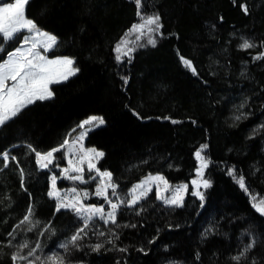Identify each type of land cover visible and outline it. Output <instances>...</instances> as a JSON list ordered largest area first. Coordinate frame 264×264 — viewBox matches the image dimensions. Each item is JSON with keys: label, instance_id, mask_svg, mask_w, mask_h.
<instances>
[{"label": "trees", "instance_id": "1", "mask_svg": "<svg viewBox=\"0 0 264 264\" xmlns=\"http://www.w3.org/2000/svg\"><path fill=\"white\" fill-rule=\"evenodd\" d=\"M143 3L146 12L160 14L163 36L156 38L155 47L141 41L144 46L132 53L130 63L124 58L117 64L113 49L137 22L133 0H29L27 17L58 38L48 56L73 58L79 71L51 85L52 98L35 101L0 128V152L8 150L17 157L8 168L0 159V264H12L17 244L27 241L34 247L38 240V255H65L71 264H234L231 256L248 241L242 233L249 230L259 239L249 260L241 264H251V257L264 264V217L252 207L250 194L227 174L234 167L257 202L264 199V59H253L264 52V0ZM241 3L248 6V15ZM245 39L255 47L241 50ZM180 55L193 62L197 75L182 65ZM121 76L128 78L127 85ZM91 115L102 116L106 123L89 132L84 145L104 153L97 168L112 173L125 197L135 183L152 174L172 185L187 183L189 190L182 208L165 207L151 193L137 206L144 208L141 215L120 209L119 227L105 228L96 220L105 236L89 233L80 251L65 253L59 245L80 224L72 212L56 211L55 200L47 196L48 177L54 173L40 170L27 146L42 152L57 147ZM201 144L208 145L206 155L212 161L205 169L211 187L200 189L206 197L203 207L190 195L197 165L194 152ZM21 168L26 190L21 188ZM68 186L57 181L58 188ZM95 186H75L89 193L86 204L103 203L92 195ZM29 204L39 225L32 231L28 224L16 228ZM14 228L16 239L5 246ZM109 229L119 235L116 248L106 243ZM153 239L155 243H149ZM100 242L104 248L93 252L90 245Z\"/></svg>", "mask_w": 264, "mask_h": 264}, {"label": "snow or ice", "instance_id": "2", "mask_svg": "<svg viewBox=\"0 0 264 264\" xmlns=\"http://www.w3.org/2000/svg\"><path fill=\"white\" fill-rule=\"evenodd\" d=\"M133 2L136 6L137 22L133 23L120 37L119 42L113 49L116 53L115 60L117 64L124 63V58L130 63L132 53L136 51L137 47L144 46L141 41L146 39L147 45L155 47L157 44L156 38L163 36L160 14L158 12H146L143 0H133ZM28 3L29 0H14V2L13 0H0V53L4 54V58L0 59V128L17 117L35 101L52 98L53 92L49 86L53 83L66 81L79 71L78 68L74 67L75 61L73 58L64 56L48 59L45 54L57 45L58 38L54 34L43 31L33 19L27 17L26 6ZM239 6L245 15L249 14L246 4L241 3ZM17 41H19V46L15 47L14 50L8 51L6 46ZM239 47L241 50H248L255 47V45L245 39ZM41 48L45 54L39 51ZM253 59H264V52L259 53ZM180 61L194 76L198 74L190 59L180 55ZM121 79L125 85L128 84L126 76H121ZM9 81H12V83L9 84ZM241 107H244V105L242 104ZM133 115L137 116L138 119H143L135 111H133ZM157 119L160 118L157 117ZM163 119L167 120L170 118L163 117ZM236 119H241V116H236ZM105 123L106 121L102 116L91 115L77 125L80 132L74 139H71V143L70 138L72 133L77 131L76 128L68 133L59 146L50 150L42 152L31 145L27 146L29 152L34 153L36 164L42 171L48 170L49 166L54 165L56 160L55 153L61 150H64V156L68 159L69 167L61 169L60 177L57 175L48 177L50 183L47 191L48 198L56 201V211L59 212L61 209H65L72 212L80 224L74 233L59 245V248L63 249L65 253H70L71 249L80 251V242L85 240L89 233L98 237L105 236V232L101 231L99 226L95 224L96 220L101 221L105 228L109 225L119 227L117 217L123 207L135 210L137 216L141 215L144 208H137V206L141 204V201L149 199V193L153 191V185H155L156 199L161 201L165 207L182 208L185 206V195L188 193L189 184L172 185L164 176L159 174L149 175L139 183L134 184L128 190L127 197L118 191L119 185L114 181L112 173L100 171L96 168V162L104 156V153L95 148H85L83 145V139L88 133L103 126ZM171 123L177 124L179 121L171 120ZM261 127L264 128V125H261ZM207 148V144H201L194 152L197 165L195 167V178L190 181V195L201 201V207H203L206 197L205 192L200 189L206 190L211 187V181L205 178V169L212 163L206 155ZM77 150L82 155L79 157L78 164L74 165L71 157L76 155ZM0 159H2L3 168H8L10 161H17V157L8 150L0 152ZM85 160L88 161V171H95L97 176L100 177L93 193L98 199L104 201V204L99 206L85 203L89 199L87 191L78 190L75 186L66 190H61L57 187L59 178L70 180L74 185L77 182L80 184L88 183L81 166ZM17 167H20L18 163ZM72 173H75V175ZM227 174L233 178L241 190L250 194L252 207L264 217V199H260L257 202V197L251 194L245 177L242 174H238L234 167L228 168ZM91 179H95V177ZM20 182L21 188L26 190L25 171L23 168L20 169ZM160 183H163V189H161ZM162 193H168V195H162ZM105 205H107V210ZM33 217L34 208L32 204H29L27 214L24 215L20 224L16 225V228L28 224L30 227L27 230L32 231V227L39 225V221L34 220ZM123 227L135 228L136 225L125 224ZM16 228L8 233L11 240L5 246H12V240L16 239L14 235ZM208 231L206 230L202 233V238L207 237ZM109 232L110 235L106 243L116 248L115 240L119 239V235L111 229H109ZM40 235H44V232H41ZM242 236H249L250 238L238 250L236 255L231 256L234 264H241V261L249 260V254L255 248L259 239L250 230L242 233ZM149 243H155V239L150 240ZM16 247L18 250L10 256L12 264H71V261L65 255L57 253L44 257L38 255L37 253L42 251V245L39 240L34 247H31L27 241L17 244ZM90 247L93 252H99L104 248V242L91 244ZM25 249H27L26 252ZM117 250L126 252L127 248H118ZM138 250L142 251L143 249ZM196 256L199 258L200 253L197 252ZM117 264H119V261ZM169 264H175V262L170 261ZM251 264H258L255 257H251Z\"/></svg>", "mask_w": 264, "mask_h": 264}, {"label": "rangeland", "instance_id": "3", "mask_svg": "<svg viewBox=\"0 0 264 264\" xmlns=\"http://www.w3.org/2000/svg\"><path fill=\"white\" fill-rule=\"evenodd\" d=\"M13 2H14V0H13ZM133 39H134V37H133ZM145 40H146V39H145ZM145 42H146V41H145ZM18 46H19V45H18ZM39 51H40L42 54H45V53H43V49H42V48L39 49ZM48 53H49V52H48ZM48 53L45 54V55H47L48 59H56V58H58V57H53V58H51V57L48 56ZM72 76H74V75H72ZM72 76H70L69 78H71ZM69 78H68V79H69ZM61 82H64V81H61ZM61 82H59V83H61ZM8 83L11 84L12 81H9ZM53 84H56V83H53ZM53 84H51V85H53ZM51 85H50L49 87H51ZM76 129H77V131L74 132V133L72 134V137L70 138V143H71V139H74L75 136H77V135L79 134V132H80V129H78L77 127H76ZM85 138H86V137H85ZM85 138L83 139V145H84ZM84 147H85V145H84ZM85 148H86V147H85ZM58 153H59V155H56V153H55L56 160H55L54 165L49 166V169L54 173V174H51L50 176L57 174V176L60 177V175H61V169H62V168H67V167H69V165H68V159L65 158V156H64V150H61V151L58 152ZM81 155H82V153H79V151L77 150L76 155L73 156V157H71L72 160H73V164H74V165H75V164H78V162H79V157H80ZM62 161H63V163H64V166H60V163H61ZM81 166L83 167V170H84L83 174H84L85 179L88 180V183L80 184V183L77 182V183L75 184V186H77V185H79V186H84V185H88V184H91V183H92V184L95 183V185H96L97 182L99 181L100 177L97 176V174H96L95 171H93V172H89V171H88V161L85 160ZM96 168H97V162H96ZM50 170H49V171H50ZM72 174L75 175V173H72ZM152 175H157V174H152ZM148 176H149V175H148ZM92 177H95V179H91ZM146 177H147V176H146ZM143 179H144V178H143ZM143 179H142V180H143ZM58 180H63V181H66L68 184H70V186H68V187H65V188H59V189H61V190L70 189V188H72L73 185H74L72 181L67 180V179L59 178ZM58 180H57V181H58ZM139 182H140V181H139ZM139 182H137V183H139ZM49 183H50V181H49ZM137 183H135V184H137ZM160 187H161V189H163V187H164L163 183H160ZM95 188H96V186L94 187V191H95ZM109 191H110V190H109ZM151 193H154V194H155V185H153V191H152ZM151 193H149V195H150ZM92 195L95 196L94 194H92ZM162 195H168V193H162ZM155 197H156V196H155ZM102 201H103V200H102ZM55 202H56V201H55ZM159 202H161V201H159ZM102 204H104V201H103ZM161 204H163V203L161 202ZM163 205H164V204H163ZM97 206H99V205H97ZM105 209L107 210V205H105ZM63 210H65V209H63Z\"/></svg>", "mask_w": 264, "mask_h": 264}]
</instances>
